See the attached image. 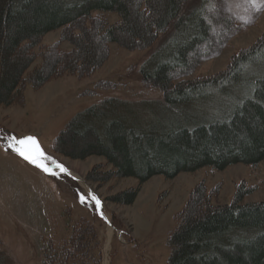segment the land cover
Masks as SVG:
<instances>
[{"label":"trees","instance_id":"obj_1","mask_svg":"<svg viewBox=\"0 0 264 264\" xmlns=\"http://www.w3.org/2000/svg\"><path fill=\"white\" fill-rule=\"evenodd\" d=\"M214 0H0V106L22 105L26 85L39 88L60 73L84 77L99 69L109 46L152 50L141 83L159 91L171 117L140 124L128 102L107 98L76 115L54 139L51 149L71 160L97 156L106 162L85 180L106 183L135 178L108 201L134 204L140 187L155 176L172 180L203 168L224 171L264 161V35L234 55L226 70L210 78L186 79L201 60L225 46L231 17L213 16ZM119 21L109 24L106 14ZM222 29L218 34L214 29ZM63 30L70 51L42 47L45 35ZM214 33V34H213ZM214 35V36H213ZM42 48V49H41ZM38 49V50H37ZM211 49L215 51L211 52ZM40 65L34 67L35 60ZM100 89L117 86L98 83ZM214 110L203 122L184 109ZM240 189L232 203L213 206L198 188L179 216L166 244V264H264V201L243 203ZM99 224L87 218L71 223L61 244L45 240L43 264H100ZM112 225L120 229L112 216Z\"/></svg>","mask_w":264,"mask_h":264},{"label":"rangeland","instance_id":"obj_2","mask_svg":"<svg viewBox=\"0 0 264 264\" xmlns=\"http://www.w3.org/2000/svg\"><path fill=\"white\" fill-rule=\"evenodd\" d=\"M213 4V16L231 17L244 26H234L225 46L217 54L201 60L186 77L188 80L220 74L234 55L264 35L261 4L254 6L251 0H214ZM106 16L109 24L119 21L115 13ZM218 32L222 29H214V33ZM54 45L64 51L73 48L63 40L62 29L43 37V49ZM151 51L128 50L111 44L107 60L92 74L84 77L66 72L57 74L39 88L26 85L22 105L0 106V137L4 138L0 140V264H43L44 241L52 239L58 245L68 238L67 210L71 213V223L87 218L97 226L99 220L88 209L92 195L100 201L104 218L99 227L100 264H166L170 254L166 241L177 228L179 216L190 203L192 194L200 187L213 206L232 203L240 189L250 191L243 203L264 201V161L257 166L238 164L224 171L203 168L194 173H181L172 180L155 176L140 187L133 205L124 206L108 199L119 191L137 187L138 180L88 182L86 174L99 163H105L103 157L71 160L52 151L54 139L65 126L103 99L128 102L143 126L173 115L164 107L160 92L149 90L141 83V71ZM41 60L37 58L33 66L40 65ZM104 81H113L117 86L100 89L97 84ZM184 112L199 116L198 122L212 115L219 116L217 111L200 107L187 106ZM9 135L36 137L42 150L67 171L56 170V175H49L10 150L5 151ZM81 194L85 196V203L80 202ZM112 216L124 235L112 225Z\"/></svg>","mask_w":264,"mask_h":264},{"label":"snow or ice","instance_id":"obj_3","mask_svg":"<svg viewBox=\"0 0 264 264\" xmlns=\"http://www.w3.org/2000/svg\"><path fill=\"white\" fill-rule=\"evenodd\" d=\"M251 2L254 6L257 3L264 6V0H251ZM3 139V137H0V140ZM9 150L46 174L56 175V170H59L60 172L67 171L62 164L58 163L54 158L48 156L42 150L38 139L34 136H25L23 138H17L14 135H9L6 140L5 151ZM52 165H55V168H53ZM92 200L95 202L96 210L100 212V215L103 218V213L100 210V201L94 195H92ZM80 202H86L85 196L82 194L80 195Z\"/></svg>","mask_w":264,"mask_h":264}]
</instances>
